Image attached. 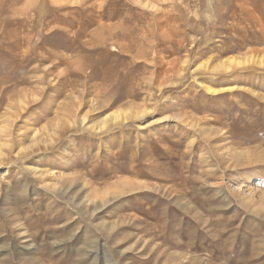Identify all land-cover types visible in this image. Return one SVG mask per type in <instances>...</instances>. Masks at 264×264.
<instances>
[{"label":"rangeland","instance_id":"obj_1","mask_svg":"<svg viewBox=\"0 0 264 264\" xmlns=\"http://www.w3.org/2000/svg\"><path fill=\"white\" fill-rule=\"evenodd\" d=\"M0 48V264H264V0H0Z\"/></svg>","mask_w":264,"mask_h":264},{"label":"bare ground","instance_id":"obj_2","mask_svg":"<svg viewBox=\"0 0 264 264\" xmlns=\"http://www.w3.org/2000/svg\"><path fill=\"white\" fill-rule=\"evenodd\" d=\"M27 9H29V7L27 8ZM27 9H26V11H27ZM29 11V10H28ZM107 22H105V23H102V24H98V28L96 29V34H101L102 36H103V38H104V35L107 37L106 38V40H103L102 38L100 39L101 41H100V44H110V43H112V44H114V45H116V46H118V47H121L120 45H119V43H120V41L119 40H117V38L115 37V35L118 33V30L121 28V27H123L126 23H124V24H121L122 22H119L118 24H111L110 22H113L112 20H114V14H112L111 16H108L107 17ZM156 21V20H155ZM156 24V23H155ZM158 24V23H157ZM5 25V24H4ZM2 26H3V24H2ZM161 29V28H160ZM5 33V32H4ZM13 34H17V32L16 33H13ZM12 34V35H13ZM6 35V34H5ZM13 36L15 39H16V42L18 43L19 42V38L18 37H16V36ZM118 37V36H117ZM98 45V42H96V43H94V45L93 46H97ZM0 50H1V48H0ZM75 65V64H74ZM116 98V97H115ZM134 105V104H133ZM135 107V106H134Z\"/></svg>","mask_w":264,"mask_h":264}]
</instances>
